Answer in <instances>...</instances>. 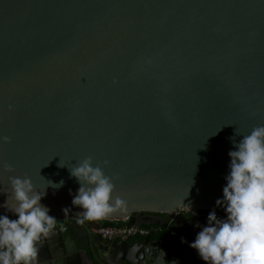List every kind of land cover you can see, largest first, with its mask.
I'll return each instance as SVG.
<instances>
[{"label":"water","instance_id":"1","mask_svg":"<svg viewBox=\"0 0 264 264\" xmlns=\"http://www.w3.org/2000/svg\"><path fill=\"white\" fill-rule=\"evenodd\" d=\"M258 125L264 0H0V137L11 138L0 141V215H14L8 177H29L68 221L41 241L38 264H205L195 238L127 243L94 229L224 209L233 138ZM89 156L109 162L127 205L79 224L69 168ZM195 224L179 227L197 234L207 221Z\"/></svg>","mask_w":264,"mask_h":264},{"label":"clouds","instance_id":"2","mask_svg":"<svg viewBox=\"0 0 264 264\" xmlns=\"http://www.w3.org/2000/svg\"><path fill=\"white\" fill-rule=\"evenodd\" d=\"M241 136L238 143L233 138L236 150L228 153L230 171L225 177L223 199L216 201L218 206L223 204L226 218L218 219L215 210L209 212L207 226L189 245L205 264H264V125L254 126L249 134ZM0 141L11 143V138L0 137ZM108 163L105 160L103 166H93L89 156L69 168L80 184L72 200L82 209L76 219L79 224L107 218L126 208L127 202L114 194L115 177L103 170ZM4 171L11 173L14 169L5 164ZM8 181L10 194L3 207L16 218L0 215V264H38L41 241L53 234L57 219L41 204L44 193L35 190L31 178L9 176ZM53 186L62 187L63 181Z\"/></svg>","mask_w":264,"mask_h":264},{"label":"flooded vegetation","instance_id":"3","mask_svg":"<svg viewBox=\"0 0 264 264\" xmlns=\"http://www.w3.org/2000/svg\"><path fill=\"white\" fill-rule=\"evenodd\" d=\"M207 210H195V209H188V210H177L175 212L171 213H163V214H152V213H146L147 217H144L143 220L147 221L148 223H156L155 225H138L141 227H147L153 229L154 227L158 228V233H152L147 238H132L123 242L127 243H133L137 242L139 240H157V241H163V240H169V241H182V240H190L192 238H195L196 233L192 232L191 230L182 229L179 226L180 225H187L190 223L191 227L193 228H199L195 224V222H204L207 221L208 216ZM225 219V218H224ZM58 222H65V224L60 225L55 230L62 229L68 224V221H58ZM89 221H86L87 223ZM98 225L102 227L101 221L98 222ZM174 232L173 235H170V232ZM94 232L96 233V230L94 229ZM97 234V233H96ZM153 234H163L161 239H158V237H151ZM131 261L133 262H139V258L137 257L138 254H135V252H132ZM204 262V261H203ZM202 262V263H203ZM123 264H131L129 262H124Z\"/></svg>","mask_w":264,"mask_h":264},{"label":"built area","instance_id":"4","mask_svg":"<svg viewBox=\"0 0 264 264\" xmlns=\"http://www.w3.org/2000/svg\"><path fill=\"white\" fill-rule=\"evenodd\" d=\"M179 210H188V209H179ZM215 210L218 219H224L226 218V214L224 209H210L207 210V212H211ZM157 227V226H156ZM154 227L153 229L147 228V227H141L138 225H130L128 227L123 228H115L111 226H102L98 230H96V233L102 238L109 241H117V242H123L132 238H147L150 234H152V231H159L158 228ZM174 232H170V235H173Z\"/></svg>","mask_w":264,"mask_h":264},{"label":"trees","instance_id":"5","mask_svg":"<svg viewBox=\"0 0 264 264\" xmlns=\"http://www.w3.org/2000/svg\"><path fill=\"white\" fill-rule=\"evenodd\" d=\"M10 218H12V219H15L16 217H15V215H8ZM112 222H114L115 224H118V222L117 221H112ZM101 223H102V226H107V224H106V222L103 220V221H101ZM63 224H65V222H57V227H59L60 225H63ZM56 227V228H57ZM151 229V228H150ZM152 233H158V231H155V232H153L152 231ZM162 235L163 234H153L151 237H158V239H161V238H163L162 237Z\"/></svg>","mask_w":264,"mask_h":264}]
</instances>
